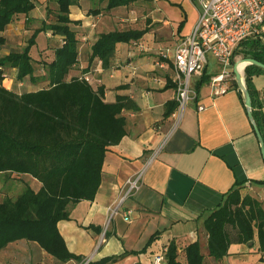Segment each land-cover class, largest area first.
I'll return each mask as SVG.
<instances>
[{
	"label": "crops",
	"instance_id": "obj_1",
	"mask_svg": "<svg viewBox=\"0 0 264 264\" xmlns=\"http://www.w3.org/2000/svg\"><path fill=\"white\" fill-rule=\"evenodd\" d=\"M34 1L36 7L28 17L19 16L8 25L2 34L5 43L27 33L26 21L47 19L46 0H39L40 6ZM104 6L105 3L94 0H79L70 9V19L80 23L72 25L79 40V58L69 77L80 76L87 67L90 47L99 34L114 31L120 22L134 20L126 7L104 11ZM150 6V31L136 43H118L107 69L98 63L92 69L99 81L93 87L103 86L106 102H115L117 96L129 97L137 110L123 112L126 134L105 155L94 200L69 206V219L57 224L68 251L77 259L62 263L38 244L19 240L0 251V264H82L86 260L96 264L118 256L117 261L108 264H152L154 256L171 242L177 246V259L186 264L184 250L196 241L204 264H264L256 233L252 242H232L228 255L215 261L208 255V232L204 228V219L236 183H243L240 189L243 196L249 195L264 204V186L251 183L264 182V161L243 96L241 99L235 80L236 85L232 81L227 93L212 95L210 80L220 72V67L210 57L204 73L192 78L196 100L187 105L180 118L172 117L174 111L166 117V106L175 101L176 88L171 63L167 61L164 68L158 66L157 51L168 43L174 46L186 36L198 11L191 0H152ZM174 6L180 8L187 22L176 31L166 12ZM191 8L193 18L188 13ZM47 37H52L51 33ZM253 41L247 40L238 47L234 63L250 58L245 56L248 53L264 60V32L257 47H252ZM11 71L16 75L14 69ZM8 81L4 79L3 86L18 94L38 90H16L6 84ZM252 84L264 112V73L254 75ZM200 106L203 110H198ZM140 171H143L140 189L110 218L108 209L115 206L126 180ZM6 179L7 183L18 180L15 192L6 188ZM25 185L34 192L41 188L37 180L27 175L4 177L0 182V202L15 198ZM128 209L133 214L126 220L122 213ZM154 235L157 238L149 243Z\"/></svg>",
	"mask_w": 264,
	"mask_h": 264
},
{
	"label": "trees",
	"instance_id": "obj_2",
	"mask_svg": "<svg viewBox=\"0 0 264 264\" xmlns=\"http://www.w3.org/2000/svg\"><path fill=\"white\" fill-rule=\"evenodd\" d=\"M78 1L55 0L54 21L42 20L41 27L32 32L20 51L0 57V175L8 178L27 175L41 184L38 192L25 185L15 198L0 202V251L10 243L26 240L38 244L62 263L77 257L68 251L57 224L69 219V206L94 200L105 155L126 134L123 112L137 110L136 103L129 97L117 96L115 102H106L103 86L94 89L82 76L92 71L98 61L107 69L118 43H136L151 27L150 20H146L143 27L132 23L129 29L99 34L90 47L87 67L80 76L69 77L79 58V40L72 25L80 22L70 19V9ZM94 1L105 3L104 11L118 7L130 10L135 4V0ZM35 7L34 0H0V43H5L2 34L8 25L19 16L28 17ZM41 33H51L59 40L52 58L44 64L43 76L36 74L31 56ZM257 46L258 41H253L252 47ZM245 56L264 63L257 54ZM6 69L16 71L15 79L19 83L28 80L33 85L45 81L46 86L15 93L3 86ZM260 73L264 71L253 65L244 69L252 115L264 142V112L252 84V77ZM233 84L236 85L235 81ZM239 96L242 99L241 93ZM176 107V101L167 104L165 116ZM251 183L264 186V182ZM242 187L243 183H236L204 219L208 255L215 261L228 255L232 242H252L255 233L259 251L264 253V204L249 195L243 196ZM156 238L157 235L152 236L149 243ZM184 251L186 264H204L197 241ZM177 258V246L171 242L166 247L165 264H183ZM118 259L119 256L107 257L96 264Z\"/></svg>",
	"mask_w": 264,
	"mask_h": 264
},
{
	"label": "built area",
	"instance_id": "obj_3",
	"mask_svg": "<svg viewBox=\"0 0 264 264\" xmlns=\"http://www.w3.org/2000/svg\"><path fill=\"white\" fill-rule=\"evenodd\" d=\"M197 7V19L190 32L180 38L174 46L162 47L157 51V65L164 68L169 61L172 65V80L176 88L177 107L172 117L180 118L187 105L196 100L197 93L192 87V78L202 74L208 65V56L220 67V72L210 80L213 96L228 92L235 80L232 68L238 47L247 40H258L264 32V0H191ZM98 64H101L98 61ZM94 72L84 74L89 84H98ZM6 79V77H5ZM203 110V107H198ZM143 171L128 178L115 206L110 207V218L119 213L125 200L141 187ZM133 211L128 209L122 216L129 220ZM166 248L154 256L152 264H165ZM86 260L82 264H89Z\"/></svg>",
	"mask_w": 264,
	"mask_h": 264
},
{
	"label": "rangeland",
	"instance_id": "obj_4",
	"mask_svg": "<svg viewBox=\"0 0 264 264\" xmlns=\"http://www.w3.org/2000/svg\"><path fill=\"white\" fill-rule=\"evenodd\" d=\"M42 2L44 0H41ZM152 0H135V4L130 8V10L128 11L134 18V22H132L131 20L128 22H120L119 26H115V29H129L130 28V24L133 23L134 26L136 27H143V25L145 24L146 20H150V23H152V16L150 15V12L152 11L150 8V3ZM37 4L38 6H40L39 0H37ZM46 5L47 10H48V16L46 21L48 22H52L55 19V12L57 9L55 0H46ZM95 4H93V7ZM189 8V6H187ZM41 8V7H40ZM127 9V8H126ZM167 17L170 21V25L172 27L173 30H178L179 26L181 25L183 18H182V14L180 11V8H178L177 6L175 7H170V9H168L167 11ZM189 17L193 18L194 17V12L192 11V8L189 9ZM164 15V14H162ZM182 18V20H181ZM181 20V21H180ZM185 22H183V27L186 26V20H184ZM190 22V19H189ZM41 21H37L36 23H33L32 21L28 20L25 22V30L27 31V33L22 34V35H18V36H14L11 38V41H7V43H0V57L6 55L7 53L11 52V51H20L26 44V41L28 40V38L31 36L32 32L35 29H38L41 27ZM132 27V26H131ZM152 28V26L150 27ZM18 30H16L17 32ZM23 30H20L19 32H22ZM50 34V33H48ZM52 37H47V33H42L40 34L36 40H38L36 43H38V46H34V48L32 47L31 50V56L34 60V67H35V71L37 75L43 76L45 69H44V64L46 62H48L51 58H52V54H53V49L59 44V40L54 37L53 35H51ZM166 37L168 38V35H166ZM173 46V45H172ZM166 47H171V45L168 43V45H166ZM208 58H210L208 56ZM4 75L6 77V79H8L9 81L6 82L7 85L14 87L16 90H27V89H40L42 87L46 86L45 81H38L36 84L31 85L30 81L26 80V82L23 83V85L19 86V82L16 81L15 79V74L12 73L11 69H6L4 70ZM12 81V83L10 82ZM27 86V87H26ZM5 178H8V176H5ZM4 180V177L1 176L0 177V182ZM6 182L5 184L7 183ZM18 180H12L9 183L6 184V188L8 190H13L15 192L16 190V186L17 184L15 182H17ZM13 182V183H12ZM12 194H17V193H12Z\"/></svg>",
	"mask_w": 264,
	"mask_h": 264
},
{
	"label": "water",
	"instance_id": "obj_5",
	"mask_svg": "<svg viewBox=\"0 0 264 264\" xmlns=\"http://www.w3.org/2000/svg\"><path fill=\"white\" fill-rule=\"evenodd\" d=\"M249 65L256 66V67H258L264 71V64L254 60L252 58H246V59H242L240 61L235 62L233 65L232 71H233V74L235 76V81L237 83V86H238V88H239V90L243 96L244 104H245V107H246V110L248 113V117L252 123L253 130L257 136V139H258V142L260 145L261 155H262V158L264 161V142H263V139H262L260 132L257 128L254 117L252 115L251 98H250V94L248 92V89L246 87L245 78H244V69ZM240 66H241V69H239Z\"/></svg>",
	"mask_w": 264,
	"mask_h": 264
},
{
	"label": "bare ground",
	"instance_id": "obj_6",
	"mask_svg": "<svg viewBox=\"0 0 264 264\" xmlns=\"http://www.w3.org/2000/svg\"><path fill=\"white\" fill-rule=\"evenodd\" d=\"M239 69H241V66H240V68Z\"/></svg>",
	"mask_w": 264,
	"mask_h": 264
}]
</instances>
